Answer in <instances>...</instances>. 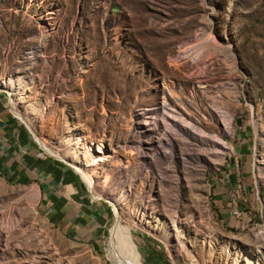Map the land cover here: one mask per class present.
Instances as JSON below:
<instances>
[{
    "label": "rangeland",
    "instance_id": "rangeland-1",
    "mask_svg": "<svg viewBox=\"0 0 264 264\" xmlns=\"http://www.w3.org/2000/svg\"><path fill=\"white\" fill-rule=\"evenodd\" d=\"M14 76L40 120L0 105L86 184L60 145L100 146L81 208L105 219L72 237L0 172V264H124L117 223L142 264H264V0H0Z\"/></svg>",
    "mask_w": 264,
    "mask_h": 264
},
{
    "label": "crops",
    "instance_id": "crops-1",
    "mask_svg": "<svg viewBox=\"0 0 264 264\" xmlns=\"http://www.w3.org/2000/svg\"><path fill=\"white\" fill-rule=\"evenodd\" d=\"M43 147L0 105V172L13 182L33 184L39 201L45 203L48 212L69 235L79 239L97 237L101 234L97 233L99 228L104 227L105 216L97 212L87 216L82 211L83 200L92 203L95 200L89 195L87 184L72 175L60 160L49 156Z\"/></svg>",
    "mask_w": 264,
    "mask_h": 264
},
{
    "label": "bare ground",
    "instance_id": "bare-ground-1",
    "mask_svg": "<svg viewBox=\"0 0 264 264\" xmlns=\"http://www.w3.org/2000/svg\"><path fill=\"white\" fill-rule=\"evenodd\" d=\"M213 39L209 44H215L216 46V44L218 45V43H220L216 37ZM0 90L8 93L14 107L20 108V112L17 114L18 116L29 121L31 124H35V122L40 120L41 113L44 109H42L36 101L34 102L33 97L29 95V90L19 76H14L10 80L1 81ZM76 137L77 141L75 143H72L70 139L66 138L60 146L67 154L68 158H72V165L87 182V185H89L91 189L96 190L97 178L100 175V170L98 168L102 166L103 162L99 154L103 153V151H101L100 146L91 143L83 133H78ZM214 142L220 144L218 140ZM64 158L67 157L65 156ZM102 188L109 190L105 183L102 185ZM111 196L115 203L121 206L126 205V199L118 198L112 193ZM151 229L155 230V228ZM114 238L116 241L115 243H117L118 246L120 245V249L125 251L124 254L122 253L123 257L125 256V258L122 259L124 264H142L136 257V250L132 245L131 239L126 232L121 229L119 223L115 226ZM118 246L117 248L119 249Z\"/></svg>",
    "mask_w": 264,
    "mask_h": 264
},
{
    "label": "built area",
    "instance_id": "built-area-1",
    "mask_svg": "<svg viewBox=\"0 0 264 264\" xmlns=\"http://www.w3.org/2000/svg\"><path fill=\"white\" fill-rule=\"evenodd\" d=\"M44 151H46V153L48 154L47 150L44 148ZM40 156H42V154H40Z\"/></svg>",
    "mask_w": 264,
    "mask_h": 264
}]
</instances>
